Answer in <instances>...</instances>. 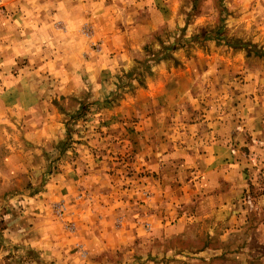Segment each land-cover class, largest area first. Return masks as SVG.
Here are the masks:
<instances>
[{
  "label": "rangeland",
  "instance_id": "374dc122",
  "mask_svg": "<svg viewBox=\"0 0 264 264\" xmlns=\"http://www.w3.org/2000/svg\"><path fill=\"white\" fill-rule=\"evenodd\" d=\"M0 264H264V0H0Z\"/></svg>",
  "mask_w": 264,
  "mask_h": 264
},
{
  "label": "built area",
  "instance_id": "2783aa9c",
  "mask_svg": "<svg viewBox=\"0 0 264 264\" xmlns=\"http://www.w3.org/2000/svg\"><path fill=\"white\" fill-rule=\"evenodd\" d=\"M250 202H248V204H249Z\"/></svg>",
  "mask_w": 264,
  "mask_h": 264
},
{
  "label": "crops",
  "instance_id": "0c3cea01",
  "mask_svg": "<svg viewBox=\"0 0 264 264\" xmlns=\"http://www.w3.org/2000/svg\"><path fill=\"white\" fill-rule=\"evenodd\" d=\"M211 251V250H210ZM206 260H208V259H206Z\"/></svg>",
  "mask_w": 264,
  "mask_h": 264
}]
</instances>
